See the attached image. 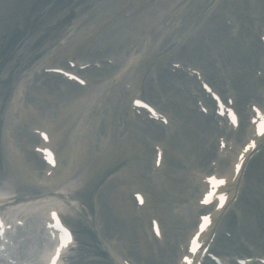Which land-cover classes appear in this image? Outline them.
<instances>
[{
    "label": "bare ground",
    "instance_id": "6f19581e",
    "mask_svg": "<svg viewBox=\"0 0 264 264\" xmlns=\"http://www.w3.org/2000/svg\"><path fill=\"white\" fill-rule=\"evenodd\" d=\"M203 3L204 1L202 0H196L187 15L177 18L178 23H174V25L176 26L170 31V33L169 31H167L168 35H165V39L157 42L156 45L153 46V49L152 46L150 47L152 51L148 56L149 58L146 61V65H144L142 67L143 69H141V72L144 73L148 71L151 66H154L156 74L154 78L156 81V85H154L153 88L151 87L150 91L154 94L157 93V95H159L160 97L158 99L161 102L160 106L163 109L166 108L169 110L172 119L171 125L170 122L169 124L163 122L165 116L161 111L159 114V119L161 118V124L159 123V126H155V128L157 129L156 131H152L153 129L151 128L145 129V131H143L138 128H131L130 125H123L122 123H119L120 126H118L116 125L115 120L102 118L100 116H98L100 118H96V112H93L94 110H92L90 107L89 111L91 110V114L89 112H86L87 105L85 106V97L81 94L80 91L77 90L78 88L75 85H71L70 87V95L68 97L71 99V101L68 103L62 101L59 92H57L56 90H49V86H46L43 89H37L35 91L36 99L45 102V105L43 107L39 106L35 100H31L34 96L33 93H27L29 104H27V102L20 104L19 119L21 121L26 120L31 124L37 126L41 124L42 117L45 121H48L47 124H45L46 126L43 127V130L46 131L47 137H49V141L47 142V144L48 146H52L55 149H57L58 146L60 155L63 157V163L67 164L66 166L60 168L59 175L55 177L52 175L50 178L54 177L53 180L58 181L59 178L61 179L68 177L69 169L71 171L74 167L77 168L81 163H83L84 166L87 165V167L88 165L89 167L95 166L96 163V165L99 164V172L92 174L93 179L91 180V185H93L95 181L101 176L100 174L102 172L107 171L110 167L118 163L125 162L127 163L124 169L125 176H128L129 173L133 170L131 175L133 177L131 181L138 182L140 185H142L145 181H147L148 177V170L146 172L143 170V162L145 161V163H147V159L150 153L145 139L153 141L161 140L162 133L164 132V130H167V132L164 133V137L166 139L163 142V150L165 149L167 151V155L169 157V160L167 161L168 164H170L172 158L174 157L173 164L170 165V167H165L164 178L159 182L160 186L158 190H153L152 188L148 190H150V192L152 193V200L154 202L158 201V209L163 213L161 215L164 218L166 227L171 228L175 226L178 228H185L186 225H189V223H182L178 216L172 214L170 210H167L164 205L166 196H164L163 194H165L164 191L167 190V197H169V195L171 197L173 196L174 201L178 200V198L182 199L184 197L185 187H183V183H185L187 180L184 176L186 174L185 172H187L189 168L205 166V158L210 157L214 153L213 144L209 142V140L214 139V137H212L213 131L217 128L212 123V118L210 115L203 117L196 111V106L190 99H186L185 96H183L184 98L181 99L178 94L179 89L175 88L174 91L169 90L167 86L170 85V79L168 78L169 73L163 71V67L160 66L166 62L165 60L173 56H178L179 52L185 49L189 53L190 57H192V59L197 62L198 66L202 67L204 70L208 69V67L206 66L207 63L211 65L212 69H216L214 68L215 59L216 66L221 70V72H223L222 75H228L229 77L231 75L234 78V89L239 103L244 101L248 96L257 98L258 96H260L261 89L263 88L258 78L254 79V71L252 72V67H250V62H253L254 67L255 58L261 52V46L254 37L252 29L246 26L240 29L235 34L232 32V35L230 32H228L227 35L224 32L220 33L219 29H217L218 33L215 32L213 24H215L216 22L214 21L215 19L212 18L209 14L202 15L201 19H197V16H194L198 12L199 15L202 13L203 7H200V5ZM232 3L233 5H231ZM241 3L246 9L252 7V0H241ZM241 3L234 0H216L215 4H218L220 6L219 8L226 7V4L227 6H233V8H236V11L239 12V15L237 16L240 18V16L243 17L245 14L247 15L246 10L244 11L242 6H239L241 5ZM126 4H131V2L127 1ZM140 4V2L135 3L137 7H139ZM186 12H188V10ZM255 12L259 13L258 11ZM255 12L253 14H255ZM146 13L148 12L146 11ZM222 13L227 14L228 10H223ZM261 15L263 16V19L260 22L264 23V15ZM134 18L138 19L136 21H133L131 19L128 28H126L125 30L113 27L112 29L107 30L101 34L90 37L87 36V38L84 35L77 34L74 40L75 42L73 44L74 48L76 46L81 47V45L86 44L84 46V51H86L89 46L91 48H94L93 43L95 41H97L102 46V48L105 47L107 42H109L110 46L117 48L123 47L122 52H116L117 54H115L114 51L104 54H101V52H92L93 54H97L93 56V58H99L108 55H119V57H123L124 59V55L127 53V51H130V46H128L127 44L129 32L132 31L131 34H133V36H136V39H133L135 43H138L140 40L142 41L144 37H146L147 40V37L151 32V30L149 31L143 29V23L145 19L144 14H137ZM127 19L129 20L130 18ZM124 22L125 19L122 21V23ZM189 22H196V28L192 31V33H190L187 37H184V41H181L180 38H178L179 40L174 39L173 41H171V35L178 36V34L180 33L179 31L181 30V25L188 24ZM174 33H177V35H175ZM200 36H207L211 38L215 45L213 48V45L211 43H203L207 53L206 56L199 49L197 42L196 44L189 42L192 38L198 40ZM56 50L61 54L68 51L64 44L57 47ZM249 50L251 51L248 52ZM103 52L105 51L103 50L102 53ZM138 56L139 55H134L133 61H135L134 59H136ZM58 58H60L59 55ZM145 59L146 58H144V60ZM14 61H16V59ZM148 61L150 62L148 63ZM142 62L140 64H142ZM95 74L99 75L101 73H99L98 71H93L90 73L91 76H94ZM176 77L177 79H179L178 84L180 85L184 94L190 93L189 91L191 88L196 89V82L194 80L184 79L183 74ZM165 83H167V85ZM165 91L169 92L170 94L168 96H165ZM116 92L117 96H115L114 99L120 100L121 97H118L117 88ZM244 95L248 96L245 98ZM157 97L158 96H154L153 98L156 99ZM165 101L167 102V105L164 107L163 104ZM182 102L183 107H181V109L178 106ZM59 103L62 104L58 108L57 105ZM185 106H187L188 108H186ZM115 107L117 119H121L119 111L120 103L116 104ZM162 108L159 107V109L163 110ZM146 118H148L147 115ZM208 119H210L209 122ZM147 122L151 125H155L153 121ZM109 125L113 126L107 129ZM169 129L170 131L168 132ZM102 132H104L103 137H101ZM234 135L236 136V133ZM105 137L106 140H104ZM25 138L26 140H30L29 137ZM252 138L256 139L257 137L249 134L247 137V141L241 144L245 145L246 143H250ZM257 141H260L258 147H261L263 145L262 143L264 141V137H260L259 139L257 138ZM18 150L17 152L18 154H20V159L18 160L25 162L27 161L28 156L31 159H29L25 163L21 162V167L23 166V168L26 169V166H31L34 167L35 170H38L41 167V164L38 160L32 158V156H30L28 153ZM252 150V148L248 150L246 158L253 152ZM97 154H103L105 156L102 158V160L96 161L95 155ZM238 155L239 153L236 154L233 160L231 171L233 169L232 167L234 163L238 161ZM255 156L256 155L252 156L249 161L245 162L247 163V166L244 174L249 172L248 170L250 167V172L252 171V169H257V172H253V176L257 178V185H259V188L255 191H251V195L249 197L250 199L248 201L242 198V203L239 204L237 202V206L240 208H243L245 204L248 205V203L251 201L257 209V207L259 206L257 201L260 202L261 200L264 202V189L262 186V183L264 182V165L253 166L252 161L254 160ZM14 157L13 161H17V157ZM14 164L16 163L14 162ZM38 164L40 165V167L38 166ZM183 164H187V167L185 169V172L181 171L180 173V167ZM18 167H20V164L19 166L17 164L14 165V169H17ZM219 172L223 173L224 171ZM26 173L29 174V171ZM124 174L121 173L120 176H123ZM231 176V181L233 179L232 182H225L218 188L223 189V187H228L229 197H233V191H235L237 183L239 182V179H237V177H234L233 174ZM109 179L105 182L108 187L101 188L99 192L102 200L100 201V203L98 202V204L100 210L103 213L102 218L105 227L104 229H109L110 225L111 230L115 234H118L120 236L121 241L126 243L127 245H131L136 251L135 253L137 255L136 259L138 264H149V261L146 258L147 251L145 243L140 239V237H131V233L126 230L129 229L126 228L127 223L131 224L129 227L134 226L132 224L134 223L135 218L133 217L132 209L131 212L130 209L127 210V207L129 208L130 205L132 208V202L131 204H128V206H125V203L119 198L118 195L119 186L127 185L131 182L129 181L128 183H126L125 181L120 180L117 176H113ZM188 184H190V182H188ZM245 186L246 185H243L242 187L246 189L247 187L245 188ZM146 187L148 188V186ZM246 190L248 191V189ZM240 196L241 192L238 195V201L239 199H241ZM105 205L109 206L108 210ZM195 207L198 208L197 205ZM127 212L132 214V218L127 214ZM260 219L261 217L258 214V220L260 221ZM255 224L260 225V223H258L257 221ZM220 229H228V224L224 222ZM263 233L257 231L252 237L259 239ZM230 238V241H226L223 236H220L218 242L216 241L215 248L218 247L220 251L234 250L235 252H239L242 246L239 247L238 244H232L234 240L240 242V240L238 239L239 236L234 233L231 234ZM170 239L173 240V238L171 237ZM225 241L227 243H224ZM56 264L61 263L57 261Z\"/></svg>",
    "mask_w": 264,
    "mask_h": 264
},
{
    "label": "rangeland",
    "instance_id": "374dc122",
    "mask_svg": "<svg viewBox=\"0 0 264 264\" xmlns=\"http://www.w3.org/2000/svg\"><path fill=\"white\" fill-rule=\"evenodd\" d=\"M127 1H130L131 4H126ZM195 1L196 0H0V39H2L5 31H7L6 25L9 24L10 22H12L15 26L19 28H22L24 26L23 25L24 22H27V26H25L26 28V34L24 38L25 40L23 41V43H21L22 47L20 46L21 49L19 53L23 55V51L25 48L26 50L31 49V50H35L34 52H39V55L34 59V61L37 60V64L33 68V70L39 72L40 65L44 60L46 61L52 60L53 63H57V62L62 63L61 62L62 58L64 56L67 57L69 55H74V57L75 58L77 57L79 60H86V59L90 60V59H94L93 56L97 55V54H93L92 52H98V53L101 52V54H104L114 51L115 54H117L116 52L121 53L123 47L117 48L110 46L109 42H107L105 47L102 48V46L97 41H95L93 43L94 48H91L89 46V48L86 51H84V46L86 44L81 45V47L77 49H73L74 47L73 44L75 42L74 40L77 34L84 35L87 38V36L90 37L101 34L107 30L112 29L113 27L125 30L126 28H128L130 20L132 19L133 21H136L138 18H134V17L140 13L144 14L145 16L143 29L149 31L151 30V32H155V33L157 32V34L162 33L160 41L162 39L164 40L165 35H168L167 31H169L170 33V31L176 26L174 25V20H176V22L178 23V19H177L178 17L187 15ZM202 1H204V3L200 5V7H203L202 13L199 15L198 12L194 16L195 17L197 16V19H201L202 15L209 14L212 18L215 19L214 21L216 23L213 24V28L215 32H217V29H219L220 33L224 32L226 35L229 32V30L227 29L228 27H226L225 25L226 20L229 22L227 23L229 27L230 25L234 24L233 26L230 27V29H233L235 27L237 30H240L246 26L252 28L256 22L255 20L256 17L261 14L264 15V0H252V7H250L249 9H246L242 5L241 0H234V1H239L241 3V5L239 6H242L244 11L246 10L247 12V15L245 14L246 16L245 15L243 17L240 16V18L237 16L239 15V12L236 11V8H233V6L230 5L227 6L226 4L225 5L226 7L222 6L223 8H219L220 6L218 4H215L216 0H202ZM139 2L141 4L139 7H137L135 3H139ZM231 5H233V3ZM69 9L71 10V12H73V15H70L66 19H64L66 15V11H68ZM187 10L188 12H186ZM223 10H228V13L227 14L222 13ZM146 11L148 13H146ZM255 11H258L259 13ZM35 12L36 14L41 13L42 15L39 14L33 19V20L36 19L38 20L31 21L32 18L36 15L34 14ZM254 12L255 14H253ZM127 18L130 19L128 20ZM124 19L125 22L122 23ZM262 19L260 21H262ZM56 21H58V23H56ZM53 23H54V27L51 26V24ZM195 28H196V22L195 23L189 22L188 24L181 25L180 27L181 30L179 31L180 33L178 34V36L171 35V41L178 38H180L181 41H184L183 40L184 37H187L190 33H192V31ZM131 33L132 31L129 32L127 39V44L128 46H130L129 47L130 51H127V53L124 55V59L121 62L117 63V65H115L112 68V70L109 71L107 74L105 73L104 75L98 77L96 76L97 81L92 85L91 89L88 90V95L91 94L90 91L93 92L94 94L91 107L96 112L95 114L96 118L98 116L102 118H108L112 111L111 110V107L113 106L112 103H116V100L114 99V97L117 94L116 88L118 89L122 88L121 86L122 82L118 81L119 78H117L118 74L116 72H118V70H121L122 73L125 74L126 79L123 80H130L133 82V90H134L133 92L138 91L136 92L137 94L141 93V95L143 94V96L149 98L151 101L160 98L159 95H157V93L154 94L151 93L150 91L151 87L153 88V86L156 85L153 66H151V68L148 71L144 73L141 72V69H143L142 67L146 65V61L149 58L148 56L150 55L153 49L152 45H155L159 41L158 35H154V37L148 36L147 40L146 37H144L142 41L140 40L141 42L139 41L138 43H135L133 39H136V36H133V34ZM174 34L177 35V33ZM255 36L260 41L258 33H256ZM194 39L195 38H192L191 41L189 42L195 44L197 42L199 49L202 51L203 54H205V56L207 53L203 43L205 42L211 43L213 45V48L215 46L211 38L207 36H200L198 40L196 39L194 40ZM63 44L68 49V51L62 54L58 53L56 50L57 47ZM151 46L152 49H150ZM103 50L105 52L102 53ZM250 51L251 50H249L248 52ZM58 55L60 56V58H58ZM134 55H140V57H137L135 59L137 62H134L137 68L136 67L133 68L131 64H126V63L124 66V61L133 60ZM112 56L114 57V59L116 57L120 58L119 55H112ZM179 57H178L179 59L182 60L185 59L184 62L190 65L188 67L192 66L193 69L195 67V70L196 68L197 70L199 69L200 71L203 72L204 75H208L210 78L208 76L205 77L213 80V82L219 87H222L220 83L221 80L219 76L220 74L217 73L218 71L212 69L208 63L206 65L208 69H205L206 70L205 71L202 67L198 66L197 62L194 61L192 57H190L189 53L185 49L179 52ZM144 58L146 59L144 60ZM262 59H263V55H262ZM260 60L261 59L257 57L255 61H260ZM141 62L142 64H140ZM149 62L150 61H148V63ZM30 63L31 62H29L28 64ZM45 63L46 62H44L43 64ZM252 64L253 62H251V65ZM28 67L29 66L25 67L23 70L19 71V73L17 71V73L14 75L15 79H13V85H15L19 81L20 77L23 74H25V72L27 71L26 69ZM3 73L4 70L0 69V77L3 75ZM169 79H170L169 84L173 86L171 87L170 85H167V83L165 84L168 86L170 91H174V89L176 88L175 85H177V81L173 78H169ZM101 80L102 82H100ZM103 84H104V88L102 89L101 86ZM8 85H9L8 83H0V93H1L0 118H3L5 121H7V114H8L7 109L10 105V99H9L10 88L8 87ZM224 88L226 89V87ZM169 94H170L169 92L165 91V96H168ZM178 94L181 97V99H183L182 93L178 91ZM154 96H158V97L154 99L153 98ZM247 96L248 95H244L245 98ZM126 97L127 99L124 102L125 105H127L128 103L129 95H127ZM100 103L104 104V107L101 109V113L99 112ZM166 105L167 102L165 101L163 106L165 107ZM178 107L180 108L183 107V102L179 104ZM13 116L15 115H12V117ZM110 120H115L116 125H118L116 118ZM111 126L113 125H109L108 127L107 126L106 127L107 129H109ZM7 130L8 128L6 127V130L4 129V131H0V138H1L0 155L3 158L4 163H9L14 155L18 159H20L19 155L15 154L17 151L13 150L10 147L11 141L13 142V139H11L10 136L5 137L6 134L5 132H7ZM3 132H4V139H3ZM103 136H104V132L101 133V137ZM104 156L105 155L103 154L95 155L96 161L102 160ZM29 159L30 158H27V161ZM173 159L174 157L172 158L170 164H168V162H165L163 166L166 165L170 167V165L173 164ZM126 164L127 163H122V164L120 163V165L116 166L114 169L107 171L105 173V176L96 184V186L91 191L78 190V192H80L79 193L80 198L79 195L78 198L75 196L64 198L65 213H66L65 216H67V220L73 223L77 230L80 229L81 227H85L90 231L94 232L96 235V239H95V237L91 238L84 233L77 232L78 246L73 252L75 253V255L77 254V260H76L77 264H118L119 262L117 261L116 257L118 255H122L123 254L122 252H124L126 255L127 254L129 255L126 256L127 258L131 259L132 257L137 262L136 259L137 255L135 253L136 251L133 249L131 245H127L126 243L122 242L120 236L118 234H115L111 230L110 225H109V229L108 228L106 229L107 230L106 233L101 232V230H104V222L102 218L103 213L100 210L98 204V202L100 203V201L102 200L101 195L99 194L100 189L103 187L107 188L108 186L105 184V182L108 181V179L113 176H117L120 180L125 181L126 183H128L129 181L133 182L131 181L133 177L131 176L133 170L129 173L128 176H125L124 174V169L126 167ZM252 165L253 166L264 165V156L261 157L259 156L258 158H255V160L252 161ZM83 166L84 164L81 163L77 168H73L70 171L72 173L69 172L70 173L69 175L72 174L73 175L69 177L70 184H68V187H70V185L72 186L74 185V189L81 187V184L84 180V175L85 176L90 175L99 169V164L96 165V163L95 166L89 167L88 165L89 168L87 167V165H85L84 167ZM186 167L187 164H183L180 167V173L181 171L185 172ZM250 168L248 170L249 172H247L244 175L243 177L244 181L242 182V184H244L245 182L244 185H246L245 188L247 187L246 189H248V191L244 188L241 190V196H240L241 199H239L238 201L239 204L242 203L241 202L242 198L248 201L250 199L249 197L251 195V191H255L256 189L259 188V185H257L258 180L255 176H253V172H257V169H252V171L250 172ZM3 169L5 172L2 173L0 181L2 180L6 184L5 186L13 185L15 186L17 191L23 193V195L26 196L31 195V193H27L24 191L28 190L29 189L28 187L34 188V186L36 185L35 183L36 174H34L32 168L25 170V172L28 171L30 172L28 177H26V175L23 174L22 172L20 173L19 170L16 173V171H14V169L11 167L6 169V166H3ZM121 173H123L124 175L120 176ZM191 173H193V169L190 172V174L189 172L186 174L188 176V179L193 181ZM24 181L27 183L28 185L27 187L25 186V184H23ZM136 183L140 185L138 182ZM148 184H149L148 181H145L144 184H142L143 186L140 185L145 190V194L150 195V201L147 202L149 209L148 208L147 209L151 211L156 210L157 213L159 212L160 214H163L162 211L158 209V201L154 202L152 200V193L146 188ZM262 184L261 185L263 186L264 189V182ZM64 186L67 188L66 183ZM183 187L185 186L183 185ZM129 193L130 192L128 191L122 194V196H124V199L126 198V196L131 197L130 196L131 194ZM191 193L192 192L189 193V196L183 197L182 199L178 198V200L176 201L173 200L174 199L173 196L172 197L170 195L169 197L166 196L164 200V205L168 211L169 210L171 211L172 214L174 215L180 214L184 210L182 208L181 203L188 198L191 199L190 197ZM257 202L259 205L257 209L255 208L256 206H254L253 202L251 201L248 203V205L245 204L244 206L245 209L244 207L243 208L241 207L240 209L241 211H243L242 216L238 215L235 217L236 219L231 218V222L230 224H228V231L232 234L236 233L239 236L238 239L240 240V242L234 240L232 244L235 245L238 244L239 247L242 246L240 250L241 252L247 251L246 252L247 255L251 254L254 256H260L264 258V240L257 241L256 238L252 237L255 235L257 231L261 233H263L264 231L263 224L262 225L255 224L256 221L258 223L260 222L258 220V214L260 215V217L261 215L264 214V202L261 200L260 202L259 201ZM89 205L91 206V209L89 208ZM105 207L107 208V210L109 209V206L105 205ZM130 208L127 207V210ZM191 209L192 206H190V208L186 212L187 223H189V225L188 226L186 225L185 228H178L175 226L168 228L163 225L164 219L162 218L163 222L160 219L161 224L163 225V229H162L163 240H161L160 242L153 241L150 235L147 233V231L149 232L148 218L147 220L144 221L139 218L136 219L140 221H135L133 219L134 220V223L132 224L134 225L133 227H129L131 225L130 223L126 224V228H129L126 230L131 233L132 235L131 237L133 238L136 236L140 237V239L145 243L146 251H147L146 258L148 259L149 264H154L152 258L156 259V262L158 260V263L160 264H172L177 259L176 258L177 253L174 252L175 249L174 243L176 242L175 245L178 246L179 242L181 243L182 240H184L186 236V231L188 230V228L191 227L192 221L195 220V214H193ZM236 210H237L236 208L229 209L227 213H230V215L233 216V212H236ZM127 214L130 215L132 218V214L128 212ZM144 231L147 233V236L145 235ZM225 234L226 236H229V233H225ZM170 237L176 240L173 244L169 243L171 242ZM223 237L225 238L226 241L231 240L230 237H227L230 239H227L225 236ZM218 239H220V235ZM226 241L224 243H227ZM231 252L234 251L231 250ZM125 254L123 255L125 256ZM222 255H224L226 258L230 256H234L228 254H222ZM174 258L175 260L172 261Z\"/></svg>",
    "mask_w": 264,
    "mask_h": 264
},
{
    "label": "snow or ice",
    "instance_id": "6c2138e0",
    "mask_svg": "<svg viewBox=\"0 0 264 264\" xmlns=\"http://www.w3.org/2000/svg\"><path fill=\"white\" fill-rule=\"evenodd\" d=\"M56 258H57V259L59 258V254H58V253H57ZM52 264H55V260L52 261Z\"/></svg>",
    "mask_w": 264,
    "mask_h": 264
}]
</instances>
